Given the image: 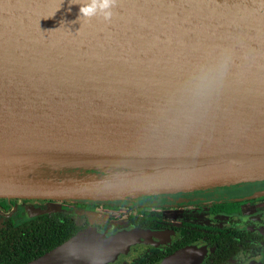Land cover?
Returning <instances> with one entry per match:
<instances>
[{"label": "water", "instance_id": "water-1", "mask_svg": "<svg viewBox=\"0 0 264 264\" xmlns=\"http://www.w3.org/2000/svg\"><path fill=\"white\" fill-rule=\"evenodd\" d=\"M0 0V197L116 200L264 179V0ZM232 52L194 105L188 70ZM89 227L24 264H108Z\"/></svg>", "mask_w": 264, "mask_h": 264}, {"label": "flooded vegetation", "instance_id": "flooded-vegetation-1", "mask_svg": "<svg viewBox=\"0 0 264 264\" xmlns=\"http://www.w3.org/2000/svg\"><path fill=\"white\" fill-rule=\"evenodd\" d=\"M54 221L73 222L75 233L152 232L108 264H264V179L116 200L0 197V241L7 248L39 246L51 237L44 225Z\"/></svg>", "mask_w": 264, "mask_h": 264}, {"label": "clouds", "instance_id": "clouds-1", "mask_svg": "<svg viewBox=\"0 0 264 264\" xmlns=\"http://www.w3.org/2000/svg\"><path fill=\"white\" fill-rule=\"evenodd\" d=\"M85 2L90 4L83 13L86 17H102L105 21L113 15L116 4V0H85ZM231 59L232 52L225 47L217 52L207 53L188 70L183 89L194 105L199 104L215 91Z\"/></svg>", "mask_w": 264, "mask_h": 264}, {"label": "trees", "instance_id": "trees-1", "mask_svg": "<svg viewBox=\"0 0 264 264\" xmlns=\"http://www.w3.org/2000/svg\"><path fill=\"white\" fill-rule=\"evenodd\" d=\"M44 228L51 232V237L49 239L46 237L43 240L40 239V244L36 247H31L30 243H27L24 247H20L19 243H14L12 245L8 244L9 247L7 248V244L0 241V264H9L10 258L13 259L15 264H24L68 239L76 231L73 222H69V226H67L63 222L58 224V221H54L51 225L50 223L44 225ZM35 248L38 250L34 251Z\"/></svg>", "mask_w": 264, "mask_h": 264}]
</instances>
